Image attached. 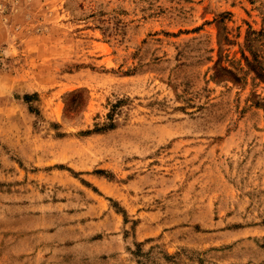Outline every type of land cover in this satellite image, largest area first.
<instances>
[{"label":"rangeland","instance_id":"1","mask_svg":"<svg viewBox=\"0 0 264 264\" xmlns=\"http://www.w3.org/2000/svg\"><path fill=\"white\" fill-rule=\"evenodd\" d=\"M250 64L264 0H0V264H264Z\"/></svg>","mask_w":264,"mask_h":264},{"label":"crops","instance_id":"2","mask_svg":"<svg viewBox=\"0 0 264 264\" xmlns=\"http://www.w3.org/2000/svg\"><path fill=\"white\" fill-rule=\"evenodd\" d=\"M31 234L30 236H33L32 240L37 246L30 251H19L17 264H69L70 254L67 253V248L72 249L76 244H72L68 240L55 241L53 238H58L56 237L58 232H34Z\"/></svg>","mask_w":264,"mask_h":264},{"label":"trees","instance_id":"3","mask_svg":"<svg viewBox=\"0 0 264 264\" xmlns=\"http://www.w3.org/2000/svg\"><path fill=\"white\" fill-rule=\"evenodd\" d=\"M250 65L252 66V68H254V69L257 71V73L260 75V77H261L262 79H264V73H262L261 69L258 70L257 66H255V65H253V64H250Z\"/></svg>","mask_w":264,"mask_h":264}]
</instances>
